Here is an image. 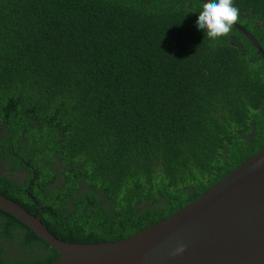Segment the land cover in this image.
<instances>
[{"label": "trees", "instance_id": "1", "mask_svg": "<svg viewBox=\"0 0 264 264\" xmlns=\"http://www.w3.org/2000/svg\"><path fill=\"white\" fill-rule=\"evenodd\" d=\"M234 4L236 24L264 52V0ZM202 5L0 0V156L7 149L25 164L24 185L38 180L22 198L0 194L59 240L115 242L193 202L264 148V62L234 27L217 40L198 31ZM55 157L60 167L45 166ZM57 172L65 189L48 185ZM0 242V264L59 256L1 210Z\"/></svg>", "mask_w": 264, "mask_h": 264}, {"label": "water", "instance_id": "2", "mask_svg": "<svg viewBox=\"0 0 264 264\" xmlns=\"http://www.w3.org/2000/svg\"><path fill=\"white\" fill-rule=\"evenodd\" d=\"M233 27L264 62L257 40L236 23ZM0 210L58 253L49 264H264V148L193 202L115 242L80 244L59 240L39 216L1 194ZM181 245L185 250L178 254L176 249Z\"/></svg>", "mask_w": 264, "mask_h": 264}, {"label": "flooded vegetation", "instance_id": "3", "mask_svg": "<svg viewBox=\"0 0 264 264\" xmlns=\"http://www.w3.org/2000/svg\"><path fill=\"white\" fill-rule=\"evenodd\" d=\"M4 133V132H2ZM8 153L7 149L5 150V155ZM5 155L0 156V192L5 193V189H6V193L7 195L13 194L16 197H20V195L22 194L23 191H28L30 192V194L35 191V189H37V178L28 181L26 185L25 181L27 180L28 176H30V172L29 170L25 167V164H19L16 165L15 162L8 156L6 157ZM56 162L53 164L49 165V162H45V166L49 167L51 165H56V168L60 167V160L57 159L55 157ZM21 161H23L21 159ZM54 165V167H55ZM53 166H51V168H54ZM29 168H31L33 171H35V169L31 166H29ZM55 169V168H54ZM64 170V169H63ZM38 175V174H37ZM45 177L47 179L51 178V175H45ZM32 184L33 187H32ZM50 188H56V189H60L66 188V180H65V176L63 175V172H57V176H56V183L54 184V182H51L48 184ZM50 191V190H49ZM38 193V192H37ZM49 193H44L43 195H48ZM30 199V204H28V206L32 209H35L34 207V203H37V213L40 212L41 210V202L39 201L38 198H36L35 196H28ZM22 198V197H20ZM0 245H2V243L0 242ZM5 248H9L8 246H5Z\"/></svg>", "mask_w": 264, "mask_h": 264}, {"label": "clouds", "instance_id": "4", "mask_svg": "<svg viewBox=\"0 0 264 264\" xmlns=\"http://www.w3.org/2000/svg\"><path fill=\"white\" fill-rule=\"evenodd\" d=\"M239 9L234 0H207L202 5L196 21V28L203 32L210 40L225 37L239 18ZM184 246L181 245L176 252L183 253Z\"/></svg>", "mask_w": 264, "mask_h": 264}]
</instances>
